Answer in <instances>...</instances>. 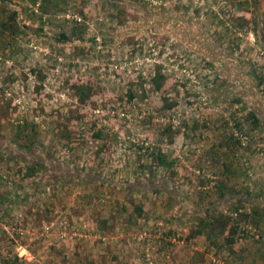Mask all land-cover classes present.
<instances>
[{
    "label": "rangeland",
    "instance_id": "1",
    "mask_svg": "<svg viewBox=\"0 0 264 264\" xmlns=\"http://www.w3.org/2000/svg\"><path fill=\"white\" fill-rule=\"evenodd\" d=\"M21 2L0 0V264H182L207 207L237 230L204 264L262 248L264 0Z\"/></svg>",
    "mask_w": 264,
    "mask_h": 264
},
{
    "label": "trees",
    "instance_id": "2",
    "mask_svg": "<svg viewBox=\"0 0 264 264\" xmlns=\"http://www.w3.org/2000/svg\"><path fill=\"white\" fill-rule=\"evenodd\" d=\"M62 37L64 38V35H62ZM160 80H159V79ZM163 79V75L159 74L158 76H153V82H155V88L158 89L161 86V80ZM132 97V95L130 96ZM245 120L248 122L247 124L249 125H253V126H258L259 124V119L256 116V114L251 110L248 111L247 113V117L245 118ZM237 122V121H236ZM240 123H236L237 128H239L240 130V134H242V127L240 126ZM248 129V127H246ZM248 133V130L245 131V134L243 133V135L246 136V134ZM233 138L235 141V144L238 145V142H240V140L235 137L234 135L230 134V139ZM153 159L157 162L158 165H163L165 167H169V166H173V159L168 158V156L164 153L161 152V150H158L156 153L154 152L153 154ZM29 172L26 173V176H30L31 174H33V169L31 167H29ZM204 180H200V182H203ZM218 185H217V189L219 190L220 194H219V198L221 197H226L225 193H224V187H222L223 185H220L222 183H220V181H218ZM243 196V195H242ZM256 203V202H253ZM135 209H137L139 211V213L141 212V207L137 206ZM205 217H199L198 219V224L196 226L195 229H193V232L190 236L192 235H196V234H201L203 231L205 232L206 236H207V240L209 241L211 238L210 237H217V236H221L224 234L226 228L228 230V234L223 235V239L224 242L227 244H232L235 240L234 237V233L235 230H237L236 225H232L233 221L231 220V216L229 215H225L222 212H220L219 210H217L215 207H207L205 209ZM252 214L254 216H251L252 222L254 223H259L260 220H262V218H264V210H260V211H255L253 210ZM248 215L244 213V218ZM250 216V213H249ZM234 222H238V221H234ZM231 232V233H230ZM2 264V261H1Z\"/></svg>",
    "mask_w": 264,
    "mask_h": 264
},
{
    "label": "crops",
    "instance_id": "3",
    "mask_svg": "<svg viewBox=\"0 0 264 264\" xmlns=\"http://www.w3.org/2000/svg\"><path fill=\"white\" fill-rule=\"evenodd\" d=\"M24 1V0H23ZM17 4H25L24 2H21V0L15 1ZM47 3L45 2L44 6ZM56 4V2L54 3ZM20 6V5H18ZM24 10V9H23ZM5 203L4 196L1 198L0 201V211L4 214H6L9 211V208L6 206H3ZM205 232L203 231L201 234H196L192 236H188L186 239L185 246L188 247L187 253L182 257L181 251H178L177 254H179L178 261L183 262L182 264H204L206 263V260L209 258V253L213 254L214 251L213 247L209 245V241L207 240V237L205 236ZM244 242V245L241 247H238L237 249H227L223 250L222 252L226 251V260L224 264H264V255L262 248L258 244H254L252 241H246L242 240V238H239L236 242ZM180 245H178V248ZM185 247V248H186ZM178 249H176L177 251ZM196 256H199V258H204V260H201L197 262Z\"/></svg>",
    "mask_w": 264,
    "mask_h": 264
},
{
    "label": "built area",
    "instance_id": "4",
    "mask_svg": "<svg viewBox=\"0 0 264 264\" xmlns=\"http://www.w3.org/2000/svg\"><path fill=\"white\" fill-rule=\"evenodd\" d=\"M247 228H250L251 229V226H243L242 227L243 231L248 230ZM253 238L263 241L262 250H263V255H264V234L263 233L255 232V233H253Z\"/></svg>",
    "mask_w": 264,
    "mask_h": 264
}]
</instances>
